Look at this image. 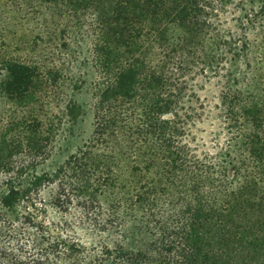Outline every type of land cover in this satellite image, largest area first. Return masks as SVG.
Returning a JSON list of instances; mask_svg holds the SVG:
<instances>
[{
  "label": "trees",
  "instance_id": "obj_1",
  "mask_svg": "<svg viewBox=\"0 0 264 264\" xmlns=\"http://www.w3.org/2000/svg\"><path fill=\"white\" fill-rule=\"evenodd\" d=\"M41 1L92 10L95 128L40 170L53 131L38 104L62 71L0 50L16 109L0 114V264H264V68L246 27L210 30V0ZM250 2L246 25H263L264 0ZM228 61V143L200 150L187 73ZM59 104L58 126L80 115Z\"/></svg>",
  "mask_w": 264,
  "mask_h": 264
},
{
  "label": "rangeland",
  "instance_id": "obj_2",
  "mask_svg": "<svg viewBox=\"0 0 264 264\" xmlns=\"http://www.w3.org/2000/svg\"><path fill=\"white\" fill-rule=\"evenodd\" d=\"M209 5L207 15L211 19L210 30L236 36L246 27L253 47L261 46L255 55H260L259 61L264 68V24L258 22L253 27L249 26L250 29L246 25L245 15L251 5L250 0H210ZM91 49L90 8L46 4L41 0L0 1V50L10 59L47 67L51 65L62 71L59 82L44 90L42 102L38 104L40 115L47 123H52L53 131L46 143L45 154L39 157L40 170L52 171L84 143L92 142L95 120ZM224 67L220 73H216L214 68H206L199 62L187 73V93L193 107L191 133L193 143L200 150H212L214 143H228L230 133L222 95L227 88L229 61ZM233 67L242 71L244 61L236 62ZM62 94L76 100L81 112L76 118H67L58 126L64 109L59 104ZM14 107L13 103L0 98V114L7 111L15 115Z\"/></svg>",
  "mask_w": 264,
  "mask_h": 264
}]
</instances>
